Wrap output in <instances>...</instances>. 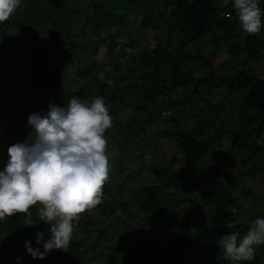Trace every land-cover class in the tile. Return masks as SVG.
<instances>
[{"label": "trees", "instance_id": "16d2710c", "mask_svg": "<svg viewBox=\"0 0 264 264\" xmlns=\"http://www.w3.org/2000/svg\"><path fill=\"white\" fill-rule=\"evenodd\" d=\"M67 1L21 0L0 22V64L10 71V83H27L23 95L9 92L12 106L0 113L6 121V130L0 129V165L7 147L29 133L27 117L47 109V97L63 106L74 96L85 101L102 96L112 118L104 133L108 179L99 203L73 222L68 252L52 250L43 259L26 253L24 241L37 247L36 231L48 229L38 219V205L29 209L35 226L24 225L25 213L5 217L0 264H17L16 256L19 264H230L219 256V237L243 235L252 220L264 217V26L258 33H244L231 0H88L89 12L67 10ZM259 2L264 8V0ZM137 17L141 27L166 34L163 39L156 33L155 43L138 53L130 44L135 36L120 33ZM14 31L29 53V82L9 64L16 52L8 39ZM207 38L212 54L202 50ZM101 44L126 69L118 62L114 71L107 68L92 97L83 85L55 96L54 56L77 64L75 76L67 72L66 77L80 81L88 69L102 64L103 58L97 59ZM224 51L229 60L219 64L216 81L197 76L199 68L211 70V58ZM7 80L0 81V100ZM205 82L214 88L204 95ZM223 86L233 97L214 103ZM178 89L187 97L181 102L172 95ZM187 105L197 107L183 111ZM138 159L143 165L133 170ZM247 198L253 201L245 207ZM244 211L248 221H241ZM240 264H264V245Z\"/></svg>", "mask_w": 264, "mask_h": 264}, {"label": "clouds", "instance_id": "9594fccd", "mask_svg": "<svg viewBox=\"0 0 264 264\" xmlns=\"http://www.w3.org/2000/svg\"><path fill=\"white\" fill-rule=\"evenodd\" d=\"M20 4L21 0H0V22ZM231 7L244 33L261 31L264 8L259 0H231ZM100 75L103 78V73ZM111 123L102 96L90 101L74 96L63 106L52 100L46 110L27 117L30 131L25 138L7 147V158L0 165V221L25 213L28 218L24 225L35 226L29 209L39 206L38 219L48 229L36 231L37 247L24 241L25 251L32 258L43 259L56 249L68 252L73 222L85 209L99 203L109 170L104 133ZM217 245L220 258L230 264L251 261L256 246L264 245V217L252 220L243 235H221ZM14 260L19 264L21 257Z\"/></svg>", "mask_w": 264, "mask_h": 264}, {"label": "rangeland", "instance_id": "374dc122", "mask_svg": "<svg viewBox=\"0 0 264 264\" xmlns=\"http://www.w3.org/2000/svg\"><path fill=\"white\" fill-rule=\"evenodd\" d=\"M89 2L90 1H88V0H68L65 5H66L67 10H70L74 7H80V8H85L89 12L90 10L87 7ZM85 14L86 13L83 10L82 13L80 14V16H82L81 17L82 20H83ZM76 16H79V15H76ZM140 19H141L140 17H137L135 19V21L132 22L128 28L120 30V33H125V34L129 33L130 36H131V34H133V36H135V39H134L135 41L131 40L130 44L132 45V48L134 49V51L137 53L140 51V48L145 46L146 44H154L156 41L155 39H156V33H157L156 31H154V32L152 30L150 31L149 28L141 27ZM81 26H82V24H81ZM159 33L162 35L163 39L166 38L165 32H158L157 34H159ZM17 34H19V32L14 31V32L10 33V36L8 38L10 41L11 48L16 50L15 56H14L12 61L11 60L9 61V64L11 65V68L13 70H18L15 67H18L20 69L21 75L19 72H15V75L17 77L22 76L24 81L29 82L28 78H30L31 74H32L31 66H29V62H30V58H28L29 53L25 51V49H27V48L23 49L21 47V45H20L21 39H20L19 35L17 36ZM129 35H128V37H129ZM22 38H23V36H22ZM2 42H3L2 37L0 35V54L3 51ZM212 47H213V44H211L209 38H207L205 41V46H203L202 50L205 53L212 54V52H211ZM97 56H98V58H97L98 60H100V58H103L102 64L101 65H95V67L92 71L88 69L84 73L83 79H80V81H79L78 79L73 80V76H75V74H76V69L78 68V65L74 64L73 66H71L68 63V61H66V59H63V57L56 54L54 56V61L51 64V68L56 69V75L54 77V80H56L55 83L57 84V89L55 90L54 95L58 97L59 94H63V92L76 90V88L79 85H83L82 87L84 88L85 92L90 97H92L98 91V82H99V79L101 78L100 74L103 73V77H104V73L106 72L107 68L110 72L114 71L115 63L118 62V63H120L122 70L126 69V66H127L126 63L123 60L116 59L114 56L110 55L107 51V46L105 44L100 45V48L97 51ZM3 59L5 60V57H3ZM98 60L95 64L100 63ZM224 60H229V54L225 51L221 52L219 55H216L213 58H211V64L213 66V68H211V70L209 69L210 67L199 68L197 76L200 75V77H201V76L209 75L212 78V82L216 81L218 79V75H219V73H218L219 64ZM15 64L17 66H14ZM231 64H233V63H231ZM73 69H74V71H72ZM121 69L118 72H122ZM9 72L10 71L3 64H0V81L2 80V77H3V78L8 79L6 81L7 83L12 82L13 78L11 77ZM67 72L69 74L73 75V76H71V80H68V78L66 77ZM57 78L60 80L57 81ZM25 85H27V83H25V84H23L21 82L10 83V85H9V87L5 93L6 96L4 97V100H0V103L4 104V106L0 105V113L1 114H2V109L5 111V114H6V111L12 106V103L10 102V97H7V95L9 96V92L12 93V95L19 94V93H20V95H23V93L25 91H27V88L25 87ZM203 85H204V88L201 89V91H202V94H204V95L209 93V91L212 88H214L213 85H211V83H209V82H205V83H203ZM189 90L194 92L193 88H191ZM172 95L179 102H181L182 100L187 98L184 94L183 89H178ZM224 97H226L227 101L233 97V95H230V96L227 95V88L225 86L219 88L217 95L213 98V102L218 103L219 101H222L223 100L222 98H224ZM52 100H54V97H50V98L47 97L46 98L47 102L52 101ZM196 107L197 106H195V108ZM33 108L36 110V106ZM191 108L195 109L193 107V105H187L186 107L183 108V111L189 112ZM163 114L167 115V114H169V111H166ZM191 115L192 114H190V116ZM143 117H144L143 115L138 116V118H143ZM5 124H6L5 120H0V129H4ZM232 124H236V127L239 126L236 122H233ZM26 127H27V125H26ZM4 130H6V129H4ZM29 131H30V129H29ZM142 165H143L142 159H138V161L133 160L132 168H133V170H136L137 167L142 166ZM135 185H137V182H135L133 184V187ZM256 192H258V189H256ZM249 200L251 202L253 201L252 198L251 199L247 198V199L242 200V203L244 204L245 207L250 206ZM251 208L256 209L255 204H253V206ZM243 214L245 217L241 221H248L250 214L247 213L246 211H244Z\"/></svg>", "mask_w": 264, "mask_h": 264}]
</instances>
